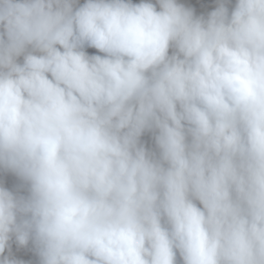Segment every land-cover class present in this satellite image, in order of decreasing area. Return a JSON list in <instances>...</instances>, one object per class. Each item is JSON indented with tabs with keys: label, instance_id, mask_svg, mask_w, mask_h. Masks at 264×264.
I'll use <instances>...</instances> for the list:
<instances>
[{
	"label": "clouds",
	"instance_id": "clouds-1",
	"mask_svg": "<svg viewBox=\"0 0 264 264\" xmlns=\"http://www.w3.org/2000/svg\"><path fill=\"white\" fill-rule=\"evenodd\" d=\"M0 264H264V0H0Z\"/></svg>",
	"mask_w": 264,
	"mask_h": 264
}]
</instances>
